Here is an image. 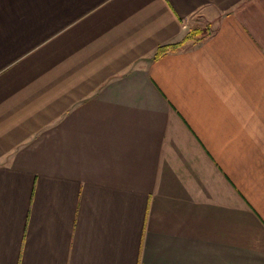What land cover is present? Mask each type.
I'll list each match as a JSON object with an SVG mask.
<instances>
[{
  "label": "crops",
  "instance_id": "crops-1",
  "mask_svg": "<svg viewBox=\"0 0 264 264\" xmlns=\"http://www.w3.org/2000/svg\"><path fill=\"white\" fill-rule=\"evenodd\" d=\"M0 264H264V0H0Z\"/></svg>",
  "mask_w": 264,
  "mask_h": 264
},
{
  "label": "trees",
  "instance_id": "trees-1",
  "mask_svg": "<svg viewBox=\"0 0 264 264\" xmlns=\"http://www.w3.org/2000/svg\"><path fill=\"white\" fill-rule=\"evenodd\" d=\"M204 31H200L198 34H203ZM195 34H197V32H191L190 34H188L183 40L179 41V42H176V43H170V44H164V45H161L157 48L156 52H155V55L154 57L157 58L161 55H163L164 53L170 51V50H173V49H176L181 43H183L186 39H189V38H194ZM197 37V36H196ZM198 39V38H197Z\"/></svg>",
  "mask_w": 264,
  "mask_h": 264
}]
</instances>
